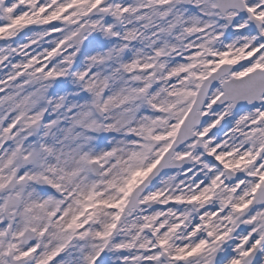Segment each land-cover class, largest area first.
<instances>
[{
    "label": "snow or ice",
    "instance_id": "obj_1",
    "mask_svg": "<svg viewBox=\"0 0 264 264\" xmlns=\"http://www.w3.org/2000/svg\"><path fill=\"white\" fill-rule=\"evenodd\" d=\"M0 41V264H264V0H0Z\"/></svg>",
    "mask_w": 264,
    "mask_h": 264
},
{
    "label": "rangeland",
    "instance_id": "obj_2",
    "mask_svg": "<svg viewBox=\"0 0 264 264\" xmlns=\"http://www.w3.org/2000/svg\"><path fill=\"white\" fill-rule=\"evenodd\" d=\"M53 23H59V21H54ZM58 35H59L58 33H53V37L58 36ZM53 37H49L48 39L53 38ZM3 46H5V42L0 41V47H3ZM13 46L15 47V45H13ZM34 47H35V45H33V48ZM44 47H47V44H44ZM28 51H31V49H29ZM10 59L13 61V63H18V62H20L22 57L18 56V55H14L13 57H10ZM7 64H8V62L5 61L4 65H0V77H2V78H6L8 72L10 71V67L6 66ZM2 95H4V93H0V96H2ZM5 123H7V121Z\"/></svg>",
    "mask_w": 264,
    "mask_h": 264
}]
</instances>
